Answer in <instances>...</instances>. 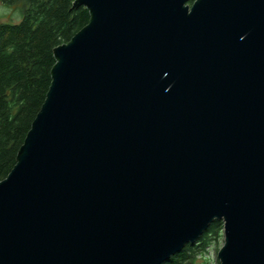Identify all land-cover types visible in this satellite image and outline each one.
Masks as SVG:
<instances>
[{
    "label": "water",
    "instance_id": "obj_1",
    "mask_svg": "<svg viewBox=\"0 0 264 264\" xmlns=\"http://www.w3.org/2000/svg\"><path fill=\"white\" fill-rule=\"evenodd\" d=\"M76 0L0 182V264H164L219 220L264 264V0Z\"/></svg>",
    "mask_w": 264,
    "mask_h": 264
},
{
    "label": "trees",
    "instance_id": "obj_2",
    "mask_svg": "<svg viewBox=\"0 0 264 264\" xmlns=\"http://www.w3.org/2000/svg\"><path fill=\"white\" fill-rule=\"evenodd\" d=\"M75 2L0 0L3 6L19 7L22 15L15 24L0 21V182L18 163L19 149L46 100L55 49L70 43L90 22L89 11ZM223 233L224 223L215 220L195 244L164 264H193L223 239Z\"/></svg>",
    "mask_w": 264,
    "mask_h": 264
},
{
    "label": "rangeland",
    "instance_id": "obj_3",
    "mask_svg": "<svg viewBox=\"0 0 264 264\" xmlns=\"http://www.w3.org/2000/svg\"><path fill=\"white\" fill-rule=\"evenodd\" d=\"M19 7H7L0 4V21L7 22V23H18L21 21V12L19 11ZM224 245V233L223 239H221L218 244H214L208 249V252L196 258L193 264H217V252L222 248Z\"/></svg>",
    "mask_w": 264,
    "mask_h": 264
}]
</instances>
